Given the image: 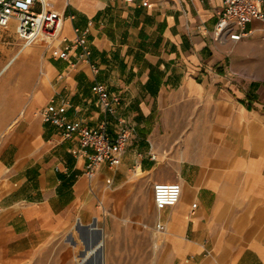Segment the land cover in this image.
<instances>
[{"label":"crops","instance_id":"0c3cea01","mask_svg":"<svg viewBox=\"0 0 264 264\" xmlns=\"http://www.w3.org/2000/svg\"><path fill=\"white\" fill-rule=\"evenodd\" d=\"M49 2L64 16L62 38L84 32L90 54L61 60L36 43L12 63L7 86L0 74V264H80L94 248L77 252L74 234H103L102 220L127 231L121 218L164 224L153 231L156 264H264L262 24L216 42L220 0ZM95 83L121 98L112 115ZM49 102L77 125L106 121L111 134L129 125L120 163L87 178L76 139L42 122ZM157 182L180 185L175 205L154 208Z\"/></svg>","mask_w":264,"mask_h":264},{"label":"built area","instance_id":"2783aa9c","mask_svg":"<svg viewBox=\"0 0 264 264\" xmlns=\"http://www.w3.org/2000/svg\"><path fill=\"white\" fill-rule=\"evenodd\" d=\"M124 1L131 3L134 0ZM220 1L222 7L212 34L214 41H239L248 35L247 24L253 20H258L264 27V0ZM63 23V14L54 9L49 0H0V31L12 28L22 47L42 43L51 51L57 50V57L61 60H68L72 52L76 61L88 60L90 51L84 32L79 34L74 29V37L66 40L62 38ZM91 91L103 112L112 115L121 98L118 95L110 96L100 83H95ZM39 115L42 122L55 127L62 138L76 139L77 149L72 153L83 156L84 174L89 179L101 164L114 167L120 163L121 154L132 132V128L123 123L118 124L113 134L108 132L106 121L96 127L77 125L69 120L65 104L49 102L40 110ZM180 195L181 187L178 183L157 182L152 185V201L157 211L175 205ZM99 207L102 209L101 203ZM152 229L162 233L165 226L157 221Z\"/></svg>","mask_w":264,"mask_h":264},{"label":"rangeland","instance_id":"374dc122","mask_svg":"<svg viewBox=\"0 0 264 264\" xmlns=\"http://www.w3.org/2000/svg\"><path fill=\"white\" fill-rule=\"evenodd\" d=\"M28 47L30 46L22 47L11 30L0 33V61L3 63L0 74L3 71H10L12 63L18 56H21L22 50ZM28 69L25 65L21 66V70L23 71ZM37 74L38 69L36 70L34 80H37ZM3 81L4 86H7L11 81V73H5ZM181 145V143H178L177 147L179 148ZM138 210H144L143 205H140ZM121 221L123 226L126 225L128 227L127 231L123 229L119 233H115L111 232L108 225H105L104 220H102L103 237L101 239L97 238L96 234H92L89 239L87 234L80 241L78 234H74L77 252L78 249L82 251L86 245L93 246L95 250L102 243L104 264H156V248L161 245L162 235L153 232L152 224H146V226L144 224H136L132 218H121ZM72 242L73 239L70 237L65 240V245L72 247ZM74 257L76 259L78 257L77 254Z\"/></svg>","mask_w":264,"mask_h":264},{"label":"water","instance_id":"95a60500","mask_svg":"<svg viewBox=\"0 0 264 264\" xmlns=\"http://www.w3.org/2000/svg\"><path fill=\"white\" fill-rule=\"evenodd\" d=\"M97 238H102L103 234L100 232V234H96ZM88 248L87 245L85 246V249ZM104 264V254H103V244L99 247H97L95 250H93L80 264Z\"/></svg>","mask_w":264,"mask_h":264},{"label":"bare ground","instance_id":"6f19581e","mask_svg":"<svg viewBox=\"0 0 264 264\" xmlns=\"http://www.w3.org/2000/svg\"><path fill=\"white\" fill-rule=\"evenodd\" d=\"M25 48V47H24Z\"/></svg>","mask_w":264,"mask_h":264}]
</instances>
